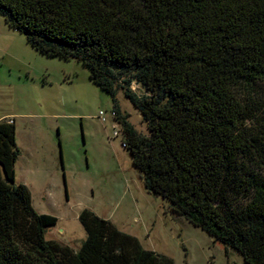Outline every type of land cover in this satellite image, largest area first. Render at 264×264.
I'll use <instances>...</instances> for the list:
<instances>
[{"label": "trees", "instance_id": "obj_1", "mask_svg": "<svg viewBox=\"0 0 264 264\" xmlns=\"http://www.w3.org/2000/svg\"><path fill=\"white\" fill-rule=\"evenodd\" d=\"M0 17L37 52L89 68L147 190L264 264V0H0ZM19 155L14 121H0V264H174L89 209L78 250L47 238L58 219L17 182Z\"/></svg>", "mask_w": 264, "mask_h": 264}, {"label": "rangeland", "instance_id": "obj_2", "mask_svg": "<svg viewBox=\"0 0 264 264\" xmlns=\"http://www.w3.org/2000/svg\"><path fill=\"white\" fill-rule=\"evenodd\" d=\"M118 101L134 127L148 135L140 112L122 92ZM113 109L87 66L37 52L0 17V121H16L17 182L30 189L39 214L58 219L47 238L78 250L86 238L79 216L89 209L174 264H247L237 250L145 188L123 134L114 136L121 126ZM101 111L107 122L99 119Z\"/></svg>", "mask_w": 264, "mask_h": 264}, {"label": "built area", "instance_id": "obj_3", "mask_svg": "<svg viewBox=\"0 0 264 264\" xmlns=\"http://www.w3.org/2000/svg\"><path fill=\"white\" fill-rule=\"evenodd\" d=\"M112 116L113 117H117V114L113 111ZM99 119H101L102 122H107V120H108L107 113L105 111H101L100 114H99ZM9 121L13 122L14 120L12 119V120H9ZM120 134H123L122 129H121V131L116 130L114 132V136H116V137L119 136ZM123 146L125 147V143L124 142H123Z\"/></svg>", "mask_w": 264, "mask_h": 264}, {"label": "crops", "instance_id": "obj_4", "mask_svg": "<svg viewBox=\"0 0 264 264\" xmlns=\"http://www.w3.org/2000/svg\"><path fill=\"white\" fill-rule=\"evenodd\" d=\"M14 120V119H13ZM14 123H15V125H16V121L14 120Z\"/></svg>", "mask_w": 264, "mask_h": 264}]
</instances>
